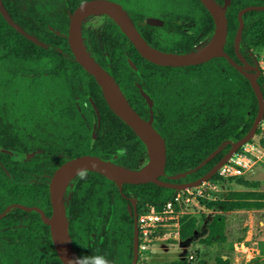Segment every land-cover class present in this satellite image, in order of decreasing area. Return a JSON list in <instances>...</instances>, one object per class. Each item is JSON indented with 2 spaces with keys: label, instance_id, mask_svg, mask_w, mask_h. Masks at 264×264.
<instances>
[{
  "label": "trees",
  "instance_id": "trees-1",
  "mask_svg": "<svg viewBox=\"0 0 264 264\" xmlns=\"http://www.w3.org/2000/svg\"><path fill=\"white\" fill-rule=\"evenodd\" d=\"M1 1L6 14L23 32L8 21L0 9V107L5 110V117L0 121V147L31 151L33 155L16 160L10 153L0 150V212L11 203H22L39 206L49 215L52 212L49 182L62 162L83 153L101 154L105 149L113 152L116 148H123L125 154L119 155L115 163L139 169L138 159L147 158L146 146L131 127L107 106L93 75L76 61L68 41L69 16L59 14L52 20L33 13L29 19L10 10L12 3L16 8L15 1ZM198 2L207 13L208 22L204 26V14L200 11L197 31L183 32L179 39L173 38L170 49L186 52L194 48L196 41L212 35L213 17L202 2ZM251 4H264V0H232L227 9L231 48L225 49L229 53L233 52L238 12ZM244 20L242 38L245 46L248 49L264 48V10L247 11ZM141 33L147 35L146 31ZM104 41L111 57L122 55V46L116 44L114 37L104 36ZM101 56L103 54L99 51L93 57L98 61ZM134 56L143 59L135 47ZM125 65L126 70H121L122 73L133 77L137 75L128 63ZM179 68L184 70L185 77L188 74L192 78L193 73H197L198 84L194 95L188 92L185 98L188 105L182 106L181 110L175 112L169 109L165 112L155 107L156 126L166 138L165 173L168 174L187 172L207 159L225 140L241 138L250 129L258 111L257 97L249 80L226 57H213L203 63ZM143 74L141 67V78ZM259 82L264 94L262 78ZM130 84L132 90L127 91V97L135 109L146 116L148 109L144 98L136 85L133 82ZM90 99L100 107L102 117L93 147L90 145L91 128L82 121L84 119L80 114L84 105L94 113ZM65 105H72L73 108H66ZM77 105L82 107L81 111ZM65 120L69 122L65 124ZM55 130L60 131L56 136ZM260 132L258 127L256 134ZM258 143L264 147V135ZM230 146L226 144L196 171L187 172L176 180L190 181L205 174ZM86 173L83 179L76 176L77 192L84 198V205L76 212L82 221L75 220L76 233L79 231V234L74 241L83 246V250L76 248L77 252L82 259L102 256L112 264V247L117 245L119 255L125 257L124 264H131L134 219L127 208V196L132 195L138 201L140 212L149 205L160 209L166 200L172 198L175 189L146 182L124 183L120 190L103 174L91 170H86ZM246 174L241 175L238 182L247 187L256 186V183L244 178ZM216 177L217 174H214L209 180ZM100 192L103 195L109 193L110 198L116 193L119 219L116 224L110 223L108 228L103 224V232L100 233L104 236L103 242L99 241V234L92 244L90 239L94 223L91 218L97 209L93 199ZM206 204L208 208L221 212L261 209L264 208V192L226 190ZM221 212L214 214L208 222V235L204 242L225 238L226 220ZM195 223L196 219L190 217L181 226L182 240L193 234ZM0 264H63L54 248L49 225L43 222L39 212L16 207L0 219Z\"/></svg>",
  "mask_w": 264,
  "mask_h": 264
},
{
  "label": "water",
  "instance_id": "water-1",
  "mask_svg": "<svg viewBox=\"0 0 264 264\" xmlns=\"http://www.w3.org/2000/svg\"><path fill=\"white\" fill-rule=\"evenodd\" d=\"M230 1L231 0H224L221 4L217 0H201L214 19V30L210 39L204 46L187 52L168 51L151 45L138 31L125 8L118 2L113 0H85L79 4L73 11L69 21L68 41L70 48L76 61L79 62L86 71L93 75L99 84L109 107L129 125L135 134L143 141L147 148L148 162L139 169H131L115 163L114 159L117 155H113L111 158L88 153L77 155L61 163L51 176L49 192L52 212L50 215H47L39 206L12 203L0 213V218L5 216L14 207H19L26 211L34 210L39 212L43 222L49 225L54 248L59 258L63 264H67L70 258H80L70 234V224L66 214V202L64 199L65 189L69 182L77 176L78 169L99 172L108 179L114 181L120 190H122L124 183L137 184L146 182H153L175 190L186 189L199 186L216 174L218 169L235 154L240 147L255 136L261 121L264 119V94L262 86L258 81L259 71L243 57L239 50L245 25L244 14L253 9L264 10V4L247 5L242 7L238 12L239 23L234 38V47L237 55L243 62V65H240L224 50L228 33L226 9ZM0 9L5 14L8 21L23 32V30L6 14L5 7L1 0ZM92 13H106L115 20L122 31L132 41L139 53L149 61L166 66H187L203 63L213 57L225 56L229 62L249 80L258 101V111L254 121L247 133L241 138L237 140H225L207 159L199 163L195 168L187 171H196L206 160L213 157L229 143L231 146L228 151L205 174L194 180L183 183L172 182L161 178L165 173L164 170L166 166V142L162 133L153 125V100L145 90H142V94L147 99L149 105V118L146 119L130 104L111 70L103 67L90 54L83 40L81 22L86 16ZM154 24L166 25L164 21L158 19H154ZM132 65L134 64L132 63ZM91 102L97 114L92 131L91 143H93L96 138L95 129L99 126L101 117L94 101L91 100ZM3 150L8 151L13 159H19L33 154L32 152L7 150L6 148H3ZM187 172H182L175 176H184ZM7 174L12 178L8 170ZM130 200L131 204L128 207L130 213L134 216L133 258L131 264H136L139 258V227L137 222L136 199L130 197ZM132 207L134 208V213H132Z\"/></svg>",
  "mask_w": 264,
  "mask_h": 264
},
{
  "label": "flooded vegetation",
  "instance_id": "flooded-vegetation-1",
  "mask_svg": "<svg viewBox=\"0 0 264 264\" xmlns=\"http://www.w3.org/2000/svg\"><path fill=\"white\" fill-rule=\"evenodd\" d=\"M12 1H15L17 6H16V8H13L14 3H12L10 10L12 12L19 13L22 17H27L30 19L31 16L33 15V13H37V14L45 15L52 20H55V17L57 15H59V14L66 15L67 14L69 16V21H70V17L72 15L73 11L75 10V8L85 0H64V1H61V3L54 1V0H51V1H54L55 3L56 2L59 3V6L57 7L56 11H52V12L40 10L39 8H37L36 3H35L36 0H12ZM113 1L120 3L125 8V10L128 12L129 16L133 20L136 28L138 29V31L140 33L142 30L146 31V33H147L146 36L142 35V33H141V35L151 45H153L159 49H163V50L180 52V51L170 49L169 48L170 42L173 40V38H175V40H176V38L179 39L180 37H182L181 34L183 32L194 33V31H197V29H198L197 27H198L199 22H200V18H199L200 11H202L204 14V16H203L204 26L208 22L207 13L205 12V10L201 9L200 3L198 2V0H113ZM217 1L221 4L224 2V0H217ZM231 1H230V4H231ZM230 4L228 5V7L230 6ZM17 7H18V9H17ZM228 7H227V9H228ZM71 8H73L72 11H70ZM156 8H158L164 14L163 18L153 16L151 13H149L150 10L156 9ZM227 9H226V16H227ZM97 14L102 17V23H101L99 30H97L96 28H93L92 26H90V27L85 26V24H84L85 18L81 22V30H82L84 43H85L88 51L90 52V54L92 56H94V55L96 56V53L99 51L101 54H103V56H101V58L98 59L99 63L103 67L111 70L113 76L115 77V79L119 83V85H120L121 89L123 90L126 97L128 94L127 91L132 90L130 83L133 82L136 85L138 92L144 98V102H145L146 107L148 109V114L146 116H142L135 109L134 105H132V103L130 102V100L127 97V99L129 100L130 104L134 107V109L142 117H144L146 119L149 118V105H148L147 99L142 94V90H145L151 96V98L153 100L154 112H155L156 106H158L157 108H160V110L162 109L165 112H167L169 109L177 112V111L181 110L182 106H187L188 100L185 98L188 97V92L190 93V95H194L193 93L197 90V84H198L197 83V78H198L197 73H193L192 78H190L188 74L185 77L184 70L179 68V67H184V66L160 65V64L154 63L152 61H149L148 59H146L142 56L144 60H147V61L153 63V64H150L148 62H145L142 58L134 56V47H135L134 44L127 37V35L122 31V29L116 23V21L113 20L106 13H97ZM154 19L162 20L166 23V25L154 24ZM227 19H228V17H227ZM68 24H69V22H68ZM50 28L54 29L52 26H50ZM68 31H69V28H68ZM242 34H243V32H242ZM104 36H111V37L115 38L116 44L118 46H122V51H121L122 55L113 56V57H111L109 55V53L105 49ZM210 37H204V38H201L200 40L196 41L193 44L194 48L192 50H196V49L204 46L207 43V41L210 39ZM234 38H235V36H234ZM226 47L228 49L231 48V44H230V42H228V33H227L226 43L224 45V50L238 64L243 65L242 60L239 58V56L237 55V53L235 51L234 40H233V52L232 53H229L225 49ZM192 50H189V51H192ZM239 50H240L241 54L243 55V57L251 65H254L259 71V65H258L259 64V57L256 55L257 50L256 49H248L243 42V38H241ZM133 58L135 59V61ZM69 59H71V58L69 57ZM95 60H97V59H95ZM125 63H128L132 67V69L134 71H136L137 75H135L133 77L131 75L127 76L124 73H122L123 70H126ZM132 63L134 65H132ZM140 66L143 67V69H144V74H143L144 77L143 78H141V67ZM233 67H235V66H233ZM259 78L260 77H258V81H259ZM96 83H97V81H96ZM99 88H100V86H99ZM100 91H101V88H100ZM101 93H102V91H101ZM102 96H103V94H102ZM154 96H157V97H154ZM90 102H91V99H90ZM91 105H92V108L94 110V113L90 112V109L87 107V105H84L83 110H82V107L80 105H77V109L80 111L82 110L80 112L81 116L84 119L82 121L85 122L87 127L90 126V128H91V139H92L94 120L97 118V114H96L95 107H94L92 102H91ZM95 105L97 106V108L100 112V117H101V109L96 103H95ZM103 106L105 109L106 107L104 104H103ZM107 106L109 107L108 104H107ZM65 107L66 108H73L72 105H65ZM60 108H62V107L60 106ZM154 112H153V125L157 128V126H156L157 122H156V118L154 116ZM4 113H5V110L4 109L2 110V108L0 107V121L3 120V118L5 117ZM90 118H91V122H89ZM85 120H87V121H85ZM67 122H69V121L65 120V124H67ZM101 122H102V117H101L99 126H97L95 129L96 130V138H95L94 142L91 143V140H90L91 147H93L94 143L96 142V139L98 138L99 129L101 127ZM58 132H60V131L55 130L54 135L55 136L58 135ZM162 135L164 136L163 133H162ZM164 138H165V136H164ZM165 142H166V138H165ZM3 148L4 147H0V150L3 152H8V151H4ZM6 149L7 150L20 151L18 149H9V148H6ZM118 149H123V148H116L115 151H113V152L112 151L110 152V151L105 149L104 151L101 152V154H97V153H88V154L100 155V156H103L105 158H111L113 155H117V157L114 159V162H116L115 160L119 156ZM21 152H24V151H21ZM25 152H31V151H25ZM146 152H147V148H146ZM83 154H86V153H83ZM79 155H81V154H79ZM166 155H167V144H166ZM73 157H75V156H73ZM73 157H70V158H73ZM23 158H25V157H23ZM70 158H68V159H70ZM166 160H167V158H166ZM147 161H148V153H147V158L140 157L138 159L137 168L143 167V165ZM5 171L7 173L6 168H5ZM164 172H165V170H164ZM175 175H177V174L164 173V175L161 176V178L164 180L177 182V183H181V182L183 183V182L189 181V180L188 181H177L176 179H178V177H180V176L176 177ZM77 179L78 178H76V177L73 178L71 180V183L67 185L65 192H64V199L66 202V214H67V218H68L69 224H70L71 237H72V232H73L72 241H73L74 247H75V249L80 248V250H83V246H80L79 243L77 244L74 241L76 238H78V234H79V231L77 232L78 234L76 233V228H75L76 222H75V220L76 221H78V220L82 221V218L79 217L78 215H76V212L78 210H80L81 207L84 205V198L82 197V195L79 192H77ZM130 197H133V196L132 195L127 196V198H129V203H127L128 211H129L128 206L131 204ZM93 200H95L93 202V204L97 209L91 218V222L94 223V225L92 226V229H91V239H90L91 242L93 240H95L96 237L101 232H103V224H105V227L108 228L110 223L116 224V223H118V219H119L118 211H117L118 196L116 195V193L111 194V198H110L109 193L103 195L102 192H100L98 194V196L96 198H94ZM137 203H138V201L136 200V211H137V215H138L139 212H138V208H137ZM98 207H100V210ZM14 208H16V207H14ZM129 213H130V211H129ZM132 213H134L133 207H132ZM130 215L134 219L133 214L130 213ZM5 216H3V217H5ZM3 217H1V218H3ZM71 220H73V221H71ZM81 229H83V228L81 227ZM103 239H104V236L102 234H100L99 235V241L103 242ZM117 241L119 242L118 237H117ZM139 241H140V235H139ZM93 243L94 242H92V244ZM115 243H116V241H115ZM113 246H115V248L112 247V251L114 252L111 256L112 257V259H111L112 264H124L125 257L122 258L119 255V251H120L119 246L118 247H117V245H113ZM76 251H77V249H76ZM107 251H108V249H107ZM108 252H110V251H108ZM139 255H140V251H139ZM131 263H132V259H131ZM137 263H138V261H137Z\"/></svg>",
  "mask_w": 264,
  "mask_h": 264
},
{
  "label": "rangeland",
  "instance_id": "rangeland-1",
  "mask_svg": "<svg viewBox=\"0 0 264 264\" xmlns=\"http://www.w3.org/2000/svg\"><path fill=\"white\" fill-rule=\"evenodd\" d=\"M54 1L61 3L64 0ZM54 1L36 0L35 3L40 10L52 12L59 6V3ZM149 13L159 18L164 17L158 8L150 10ZM101 23L102 17L97 13L89 14L84 19L85 26H92L97 30L100 29ZM256 50V55L260 59L264 58V48ZM260 129L259 135L255 133L251 138L255 145L259 144V138L264 135V128L261 126ZM216 174V178L207 180L198 187L174 191V195H180L181 203L180 207L177 206V209L181 210L178 220L179 235L168 234L176 228L172 225L173 220H165L164 225H161L163 221L158 222L161 226L151 232L152 240L147 243V247L139 250L140 260L137 264H264V208L221 212L208 208L206 204L226 190L249 189L256 193L264 192V149L254 167L244 176L251 183H256V186L247 187L240 184V176H224L219 170ZM219 212L226 220L225 238L204 242L208 235V222ZM190 217L196 219L195 229L190 237L182 240L181 226Z\"/></svg>",
  "mask_w": 264,
  "mask_h": 264
},
{
  "label": "built area",
  "instance_id": "built-area-1",
  "mask_svg": "<svg viewBox=\"0 0 264 264\" xmlns=\"http://www.w3.org/2000/svg\"><path fill=\"white\" fill-rule=\"evenodd\" d=\"M258 65L259 77L262 78L264 83V58H259ZM259 126L264 128V119ZM258 145H255L253 142H247L218 169L219 173L224 176H241L251 170L256 164L259 154L264 149L263 146L260 144ZM177 206H181L180 195H173L172 198L166 200L162 204L160 209H157L155 205H149L138 213L137 222L140 235L139 250H143L147 247V243L152 240L150 236L151 232L157 226L164 225L166 222L165 220H173L174 222H172V225L176 226L173 231L168 233L169 236L172 234L179 235L178 220L181 210H178ZM158 222H162L161 225Z\"/></svg>",
  "mask_w": 264,
  "mask_h": 264
},
{
  "label": "clouds",
  "instance_id": "clouds-1",
  "mask_svg": "<svg viewBox=\"0 0 264 264\" xmlns=\"http://www.w3.org/2000/svg\"><path fill=\"white\" fill-rule=\"evenodd\" d=\"M126 152L125 149H118V154L119 155H124ZM86 170L84 169H78L77 170V175L83 179L86 177ZM67 264H109V261L102 257V256H97V257H91V258H78V257H73L70 258L67 261Z\"/></svg>",
  "mask_w": 264,
  "mask_h": 264
},
{
  "label": "crops",
  "instance_id": "crops-1",
  "mask_svg": "<svg viewBox=\"0 0 264 264\" xmlns=\"http://www.w3.org/2000/svg\"><path fill=\"white\" fill-rule=\"evenodd\" d=\"M247 172H248V171H247ZM247 172H246V173H247ZM246 173H245V174H246Z\"/></svg>",
  "mask_w": 264,
  "mask_h": 264
}]
</instances>
